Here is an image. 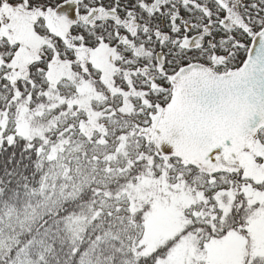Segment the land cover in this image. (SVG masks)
<instances>
[{
  "label": "snow or ice",
  "instance_id": "snow-or-ice-1",
  "mask_svg": "<svg viewBox=\"0 0 264 264\" xmlns=\"http://www.w3.org/2000/svg\"><path fill=\"white\" fill-rule=\"evenodd\" d=\"M54 66L67 74L54 78ZM82 81L136 131L163 132L153 161H167L202 197L186 211L184 229L141 264H172L181 237L194 245L185 264H208L201 257L209 240L232 235L242 242L236 264H264V244L248 227L264 211V0H0V161L38 159L44 141L33 133L46 113L71 109L87 121L70 103ZM181 113L206 164L185 165L175 154L187 128L169 127L165 117ZM222 124L219 134L207 130ZM237 135L251 172L232 150Z\"/></svg>",
  "mask_w": 264,
  "mask_h": 264
},
{
  "label": "trees",
  "instance_id": "trees-1",
  "mask_svg": "<svg viewBox=\"0 0 264 264\" xmlns=\"http://www.w3.org/2000/svg\"><path fill=\"white\" fill-rule=\"evenodd\" d=\"M106 108L105 100L97 103V126L87 132L86 121L71 109L51 119L46 113V122L38 121L49 126L39 136L44 143L38 159L0 161V264H141L180 233L138 253L144 225L125 184L148 166L170 188L185 180L167 161H153V143L136 131L131 117L108 116ZM201 198L197 193L191 199Z\"/></svg>",
  "mask_w": 264,
  "mask_h": 264
},
{
  "label": "rangeland",
  "instance_id": "rangeland-1",
  "mask_svg": "<svg viewBox=\"0 0 264 264\" xmlns=\"http://www.w3.org/2000/svg\"><path fill=\"white\" fill-rule=\"evenodd\" d=\"M102 55V53H101ZM96 66L104 68L105 64L100 61L99 57H95ZM108 69L111 65L107 66ZM52 76L56 79L60 75L67 74L64 66L53 67L51 69ZM81 93L79 99L71 100V104L78 105V109L90 108L86 124L82 126V130L87 132L97 126V120L100 112L92 110L90 102L95 101V106L100 101L105 100L99 93L92 89L86 82H81V87L78 89ZM61 102H63L61 100ZM124 112H130L131 108L126 106ZM115 113L109 111L108 116ZM48 125L36 122V130L34 135L43 136L48 129ZM45 136H43L44 138ZM153 143L152 140H149ZM60 143H58L59 146ZM154 147V145H153ZM258 147H253L252 151H257L260 154ZM56 149L52 147V150ZM238 158L242 164H247L250 172L253 168L251 164V157L248 153H238ZM148 163V162H147ZM185 163V162H184ZM152 169L148 166L140 175L134 174L126 184L125 191L130 197V206L136 213H141L144 232L140 244L143 245L140 254H147L151 252L159 243L165 238L175 235L184 227L186 217L184 216V209H187L190 204L194 203L191 198L193 188H190L184 182H179L173 187L167 186L168 179L163 175L155 177ZM179 176V175H178ZM191 197V198H190ZM248 227L251 230L256 243L264 244V211L257 210L251 217H249ZM242 249V242L239 237L232 235L221 241H211L206 245L207 256L201 257L205 259L208 264H236ZM194 245L191 240L181 237L180 243L172 252V264H185L189 256L193 254Z\"/></svg>",
  "mask_w": 264,
  "mask_h": 264
},
{
  "label": "water",
  "instance_id": "water-1",
  "mask_svg": "<svg viewBox=\"0 0 264 264\" xmlns=\"http://www.w3.org/2000/svg\"><path fill=\"white\" fill-rule=\"evenodd\" d=\"M165 121H167L168 126H172V124H182L185 125L187 128L185 136L179 141V146L176 149L175 154L178 155L181 160L185 163L189 164H198L203 165L206 164L207 161L204 159L205 156V148L200 143L199 139L197 138L198 133H195V131L192 128V122L184 117V115L181 114H169V116L165 117ZM165 121H161V125L165 123ZM161 125H156L157 127H160ZM200 125H197V128H199ZM226 125H220L219 127H213L209 126L207 130L211 132H215L216 134H219L223 128H225ZM236 133L234 132V135ZM147 140H152L154 145V154L156 155V149L159 147L160 140L166 139V135L162 132V135L160 137H157L155 133H152L151 136H146ZM244 144V141L241 137L237 135V143L233 147V151H236L237 154L241 151ZM226 159H229L227 156ZM214 170V169H213Z\"/></svg>",
  "mask_w": 264,
  "mask_h": 264
},
{
  "label": "flooded vegetation",
  "instance_id": "flooded-vegetation-1",
  "mask_svg": "<svg viewBox=\"0 0 264 264\" xmlns=\"http://www.w3.org/2000/svg\"><path fill=\"white\" fill-rule=\"evenodd\" d=\"M227 156H225V159H226Z\"/></svg>",
  "mask_w": 264,
  "mask_h": 264
}]
</instances>
